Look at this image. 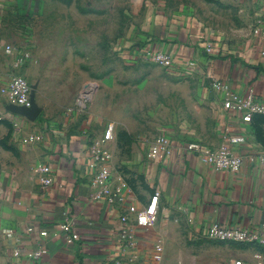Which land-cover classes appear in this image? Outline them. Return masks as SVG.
Segmentation results:
<instances>
[{
  "label": "crops",
  "instance_id": "obj_1",
  "mask_svg": "<svg viewBox=\"0 0 264 264\" xmlns=\"http://www.w3.org/2000/svg\"><path fill=\"white\" fill-rule=\"evenodd\" d=\"M239 1L251 28L234 42L210 39L186 14L168 16L159 8L152 12L146 45L171 55L174 74L194 79L197 104L179 120L139 131L134 124L115 125L88 105L79 110L74 104L66 111L63 101L44 95L42 87L53 91L63 83L55 73L60 69L56 51L47 49L43 27L30 24L22 29L14 21L43 22L47 0H0V264H143L157 239L164 246L159 264H167L171 259L165 258L163 235L171 239L170 226L179 225L189 239L206 240L201 232L214 222L243 228L264 222V172L258 166L250 165L243 175L216 171L203 162L202 153L186 149L190 141L218 146L224 125L231 123L246 135L244 153L264 150V115L255 114L245 123L223 106L230 94L244 98L251 93L256 101H264V43L253 34L255 21L264 20V0ZM206 41L215 46L212 54L205 52ZM7 45L14 47L10 54ZM17 73L36 87L35 101L42 110L34 121L11 112L12 103L1 92ZM214 81L225 88L215 89ZM97 91L98 85L94 100L101 96ZM108 123L114 125L113 140L107 144L112 151L111 183L124 188V201L112 205L91 198L96 187L90 184L88 167L89 147L101 139ZM158 135L168 138L171 153L153 160L149 141ZM40 165L50 169L52 182L47 186L34 172ZM156 191L157 219L173 217L170 226L161 228L156 220L146 230L136 228L133 245L124 251L120 214L130 204L146 206ZM70 218L80 236L73 243L65 242L58 227ZM41 230L47 235L41 236ZM41 244L47 253L30 258L27 253ZM230 244L237 245L235 260L264 264V247Z\"/></svg>",
  "mask_w": 264,
  "mask_h": 264
},
{
  "label": "rangeland",
  "instance_id": "obj_2",
  "mask_svg": "<svg viewBox=\"0 0 264 264\" xmlns=\"http://www.w3.org/2000/svg\"><path fill=\"white\" fill-rule=\"evenodd\" d=\"M241 5L239 0H47L43 22L14 23L22 29L30 24L43 27L47 49L56 51L60 69L55 73L61 74L63 83L53 91L42 87L44 95L63 101L68 111L82 84L94 83L101 96L85 105L106 114L115 125L134 124L140 131L179 120L197 104L193 78L174 74L171 67L141 53L149 40L152 12L159 8L168 16L186 14L210 39L234 42L251 28ZM35 89L31 88L34 97ZM156 220L165 228L173 217ZM170 227L171 239L163 235L165 258L171 259L167 264H232L236 259L237 245L189 239L179 225Z\"/></svg>",
  "mask_w": 264,
  "mask_h": 264
},
{
  "label": "built area",
  "instance_id": "obj_3",
  "mask_svg": "<svg viewBox=\"0 0 264 264\" xmlns=\"http://www.w3.org/2000/svg\"><path fill=\"white\" fill-rule=\"evenodd\" d=\"M264 10V9H263ZM253 34L257 38L258 43H264V20L257 19L253 24ZM214 44L212 41L205 42V52L212 54L214 52ZM14 47L7 45L5 52L12 53ZM141 53L152 61L158 62L166 67L173 66V58L171 55L161 49L145 45ZM194 66L193 62H190ZM213 87L218 90L225 88L221 82L214 81ZM96 90L94 83H88L83 86L75 100V107L79 110L86 107L85 103L91 98L90 95ZM1 92L8 100L18 106H30L31 86L28 80L20 73L11 77L9 82L1 89ZM225 109L235 111L241 115V120L249 123L253 115H264V101H256L251 93L246 97H235L233 94L226 96L223 99ZM113 123H108L100 140L93 142L89 147L90 158L88 167L90 169L92 187H96L91 193L93 200H103L106 203L120 204L124 201V188L122 185H112V151L107 144L113 140L114 134ZM246 135L236 132L233 124L227 123L224 125L221 135V141L216 147L203 146L198 141H190L186 144V149L191 152L203 154V162L216 171H228L236 174H245V171L250 165L258 166L264 172V150L258 153H244L242 147L246 145ZM171 153V144L167 137L158 135L149 141V154L151 159L157 160L160 157H165ZM50 169L47 165H40L34 168V172L39 175L40 183L47 186L52 182V177L49 173ZM158 198L159 192L156 191L152 195L149 203L144 207H136L133 204L127 206L126 212L119 216L121 224V234L125 245L123 250L133 245L132 239L136 228L146 230L154 225L158 213ZM133 216V219H131ZM59 229L63 233L65 242L73 243L78 241L80 236L75 227L73 218L67 219L59 223ZM46 230H41V236L47 235ZM201 236L210 241H219L226 243H235L241 245H258L264 247V222L250 228L239 226H225L216 222L206 226ZM164 246L161 239H157L153 243V251L149 261L143 264H159L163 257ZM47 253L44 244H41L37 249L30 250L27 255L32 259H37ZM17 256L19 251H15ZM135 255V254H134ZM232 264H249L243 260H234Z\"/></svg>",
  "mask_w": 264,
  "mask_h": 264
},
{
  "label": "water",
  "instance_id": "obj_4",
  "mask_svg": "<svg viewBox=\"0 0 264 264\" xmlns=\"http://www.w3.org/2000/svg\"><path fill=\"white\" fill-rule=\"evenodd\" d=\"M8 109L13 113L25 116L32 121L36 120V118L40 114V109L37 106L32 90L30 93V106H18L14 104H9Z\"/></svg>",
  "mask_w": 264,
  "mask_h": 264
},
{
  "label": "trees",
  "instance_id": "obj_5",
  "mask_svg": "<svg viewBox=\"0 0 264 264\" xmlns=\"http://www.w3.org/2000/svg\"><path fill=\"white\" fill-rule=\"evenodd\" d=\"M260 247V246H259Z\"/></svg>",
  "mask_w": 264,
  "mask_h": 264
}]
</instances>
